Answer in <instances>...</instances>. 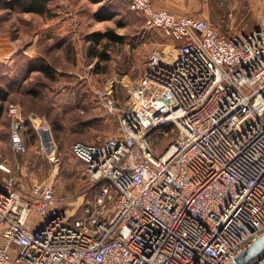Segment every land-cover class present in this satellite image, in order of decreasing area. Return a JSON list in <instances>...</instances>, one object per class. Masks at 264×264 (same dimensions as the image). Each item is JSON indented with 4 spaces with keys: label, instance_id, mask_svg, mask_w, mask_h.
Wrapping results in <instances>:
<instances>
[{
    "label": "built area",
    "instance_id": "1",
    "mask_svg": "<svg viewBox=\"0 0 264 264\" xmlns=\"http://www.w3.org/2000/svg\"><path fill=\"white\" fill-rule=\"evenodd\" d=\"M124 1L174 46L129 87L121 132L72 145L94 187L80 215L61 210L50 183L23 189L0 164V264H229L264 233V11L228 36L202 16ZM8 113L12 149L24 152L19 106Z\"/></svg>",
    "mask_w": 264,
    "mask_h": 264
},
{
    "label": "rangeland",
    "instance_id": "2",
    "mask_svg": "<svg viewBox=\"0 0 264 264\" xmlns=\"http://www.w3.org/2000/svg\"><path fill=\"white\" fill-rule=\"evenodd\" d=\"M193 2L196 15L228 36L254 30L264 11V0ZM47 8L49 29L42 34L41 23L34 24L39 30L37 53L31 57L14 52L7 62L0 61L4 104L7 108L14 103L19 106L20 134L27 147L24 152L12 149V116L7 113L0 119V164L11 170L23 189H29L33 181L50 183L61 210L76 217L81 214L82 200L94 187L86 164L73 154L72 145L78 141L97 145L122 131L129 119L126 109H121L129 87L138 80L146 62L157 51L174 46V41L149 27L144 16L130 10L124 0H49ZM96 13L107 18L99 19ZM69 17L74 18L70 21ZM24 23H20L22 30ZM107 29L122 39L90 40V34ZM102 50L109 58L99 62L96 53ZM41 57L52 76L35 68ZM97 87L109 90L120 109L109 112L95 94ZM45 127L47 140L42 137ZM170 140V135L161 137L158 150ZM6 174L0 167V185Z\"/></svg>",
    "mask_w": 264,
    "mask_h": 264
},
{
    "label": "crops",
    "instance_id": "3",
    "mask_svg": "<svg viewBox=\"0 0 264 264\" xmlns=\"http://www.w3.org/2000/svg\"><path fill=\"white\" fill-rule=\"evenodd\" d=\"M158 8L165 7L176 14H197L198 9L193 0H152ZM22 21H17V18ZM74 17H69L70 21ZM76 18V16H75ZM78 21V18H77ZM21 22H25V29H21ZM41 23L40 31L49 29L47 14H39L31 11H21L16 8L0 7V61L7 62L14 52H22L29 56L37 53L39 41V30L34 29L35 23ZM23 25V24H22ZM43 38V37H42ZM6 99L3 103H5ZM15 104V103H14ZM7 106L4 109L1 119L8 113ZM12 162V161H11ZM36 221L38 217L35 216Z\"/></svg>",
    "mask_w": 264,
    "mask_h": 264
},
{
    "label": "trees",
    "instance_id": "4",
    "mask_svg": "<svg viewBox=\"0 0 264 264\" xmlns=\"http://www.w3.org/2000/svg\"><path fill=\"white\" fill-rule=\"evenodd\" d=\"M49 0H0V7L16 8L21 11H31L39 14H49V8H47V3ZM95 16L99 19L107 18L106 15L96 13ZM92 42L99 43L103 38H108L109 40H121L122 36L116 34L113 30L107 29L104 32H94L89 36ZM98 56V61L107 60L109 55L105 50L96 53ZM39 62L36 64V69L45 74L46 76H52L49 66L44 63V57H41ZM6 99V91L0 87V119L4 109V100Z\"/></svg>",
    "mask_w": 264,
    "mask_h": 264
},
{
    "label": "water",
    "instance_id": "5",
    "mask_svg": "<svg viewBox=\"0 0 264 264\" xmlns=\"http://www.w3.org/2000/svg\"><path fill=\"white\" fill-rule=\"evenodd\" d=\"M262 255H264V233L245 246L229 264H247Z\"/></svg>",
    "mask_w": 264,
    "mask_h": 264
}]
</instances>
